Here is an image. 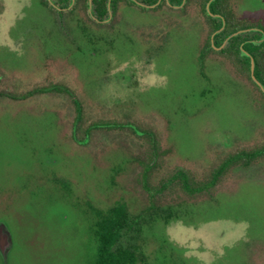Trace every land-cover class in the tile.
<instances>
[{"label": "rangeland", "instance_id": "rangeland-1", "mask_svg": "<svg viewBox=\"0 0 264 264\" xmlns=\"http://www.w3.org/2000/svg\"><path fill=\"white\" fill-rule=\"evenodd\" d=\"M232 2L239 18L264 23V0ZM4 3L0 220L13 238L8 264H90L95 245L76 203L86 196L97 206L118 198L141 214L152 264H264V157L232 165L210 190L189 193L173 177L184 170L199 183L226 156L264 145V94L206 47L200 7L127 5L88 30L92 53L84 32L64 34L73 37L71 60L41 45L39 29L52 23L35 2L21 10L27 16L18 15L11 40L22 1ZM52 84L70 93L37 91Z\"/></svg>", "mask_w": 264, "mask_h": 264}, {"label": "flooded vegetation", "instance_id": "flooded-vegetation-1", "mask_svg": "<svg viewBox=\"0 0 264 264\" xmlns=\"http://www.w3.org/2000/svg\"><path fill=\"white\" fill-rule=\"evenodd\" d=\"M20 1H22L21 8L14 19L13 25H9V28L7 30V34L10 36V39L12 40V30H14L13 27L15 24L17 25V21L19 20L18 15H21L22 17H24L25 15L23 16L21 12L25 11L29 4L31 3L33 4V2H35L37 5H40L46 8L47 16L50 17V22L52 23L51 29L47 28L44 30L42 27L41 29H39L40 31H43L44 33L43 34L44 37L40 41L41 45L43 43L44 48L46 50L61 47L62 52L67 53L68 58L69 59L71 58V60L73 59V56H74L73 46L71 42L73 37L72 39H70L69 37L70 35H68V37L66 38L64 34L66 33L70 34V32L72 34L73 32H75V29H78L84 32V35L87 37L86 39L87 45L90 46L89 52L92 53V47L90 45L92 44V33L88 32V30L92 29L91 20H94L97 25H102L107 21L106 19L108 15L116 16L119 13V11H122L124 7L127 5L133 6L135 7V9H139V10H142L145 8L154 9V8H158L162 6H166L168 8H172L175 6H182V5L188 6L184 4L185 0H183V3H181L180 5L171 4L169 0H160L159 3L155 5L156 7L155 6L151 7L150 6L151 4H146L145 2L141 0H136L139 3L133 0L131 1L130 0H118L114 5L115 8L113 9L110 3V0H107V3H106L107 13L102 17L101 20H98L94 16L91 15V12L89 11V6L87 10L85 11L84 4L80 0L79 1L77 0H44V1L43 0H20ZM157 1L158 0H156L155 3ZM5 6H6V3H4V0H0V13L3 12ZM91 11H92V7H91ZM26 21H28L27 18H25V23ZM27 25L24 26L23 30H27V31L29 30V27ZM30 26L32 27V25ZM108 41L111 42L112 41L111 38H109L107 42ZM8 47L5 51L13 56L11 47L9 48ZM14 47L15 49L17 48V46H14ZM206 47H208V44ZM22 51L23 49L21 48V52ZM200 54H203V52L201 51ZM13 58L15 57L13 56ZM136 59H137V56H136ZM56 62H59V60H57ZM148 62H149V57H148ZM129 75L131 74L129 73ZM47 90L56 91L58 93L59 92L70 93L69 88H61L55 84L50 85L49 88L41 87L37 89V91L41 92L42 94H44L45 92H48ZM32 92L27 91L26 93L32 94ZM72 100L75 102V105H76L77 100L74 97H72ZM53 187L56 189L59 188L57 180L56 182H53ZM149 195L153 197L152 193H150ZM86 197L87 198L78 197V200L76 201V203L78 204V206L82 208V210H84L87 213V217H88L87 219H89V234H90V238L92 239L95 245L94 258L93 260H91L90 264H94L95 262V259L97 257V247H98V244L100 243L101 244L109 243L110 251L118 252L117 253L118 255H119V251L121 250L125 251L126 258H125L124 264H152L153 261L156 259L155 256L152 257V254L149 252L145 253L143 250L144 241L142 243L140 242L139 233L141 231V225H140L141 220L139 219L141 217V214L139 212L132 213L130 210H127V205L124 203L123 200H119L118 198H115V201H113L112 204L110 205L101 204L97 206V203L95 200H93L91 197H88V196ZM152 206L153 205H151V208L153 209ZM151 212L152 211H150L149 213ZM153 213L155 214V212ZM167 214L169 213L167 212L166 215ZM167 260H169L172 264H185V262L182 259H180L178 263H177L178 259H175L173 257H169V258L167 257Z\"/></svg>", "mask_w": 264, "mask_h": 264}, {"label": "trees", "instance_id": "trees-1", "mask_svg": "<svg viewBox=\"0 0 264 264\" xmlns=\"http://www.w3.org/2000/svg\"><path fill=\"white\" fill-rule=\"evenodd\" d=\"M79 1V0H77ZM84 4L85 11L89 6V0H80ZM118 0H110L112 8ZM131 1V0H130ZM146 4H154L156 0H141ZM209 0H185L184 4H195L200 7L202 14L205 16V21L207 23V30L212 34L219 30L222 26L223 28L215 33L213 37V42L216 46L222 44L223 40L228 37L233 32L239 29H247L252 27H257L263 30L264 33V23L260 20L252 21L249 19L239 18L233 7L232 0H212L209 4V9L212 14H218L219 17H212L207 14L206 4ZM133 2V1H132ZM171 4L180 5L183 0H169ZM107 0H91L92 11L91 15L96 19L101 20L102 17L107 13L106 8ZM96 22L91 20V27H94ZM261 37V32H245L239 33L237 35L231 36L226 47L219 50V55L225 57L226 60L230 61L240 73V75L247 77V79L257 88V85L252 81L249 75L250 67V57L244 56L242 59L239 58L241 48L246 50L254 60V75L256 79L264 85V39L259 44H254L252 41L259 39ZM94 40L92 36V41ZM211 47L210 41L208 39L204 42ZM212 49V48H211ZM260 91V90H259ZM262 93V92H261ZM78 120H80L81 109L79 102L76 101ZM264 157V145L253 148L248 151H238L234 154L226 156L218 166L212 170L209 177L195 183L191 178L190 174L184 170H177L173 177L180 181L181 187L188 191L189 193L200 192L205 190H210L216 184H218L224 173L232 165H237L239 163H250L256 161L259 158ZM2 194H0V200L3 202ZM5 200V199H4ZM121 219V218H119ZM110 236V235H108ZM109 243L98 244L97 247V257L94 264H124L126 252L121 250L118 252H112L109 249Z\"/></svg>", "mask_w": 264, "mask_h": 264}, {"label": "water", "instance_id": "water-1", "mask_svg": "<svg viewBox=\"0 0 264 264\" xmlns=\"http://www.w3.org/2000/svg\"><path fill=\"white\" fill-rule=\"evenodd\" d=\"M133 1L137 2L136 0H133ZM159 1L160 0H158L155 4H151L150 6L154 7L155 5H157L159 3ZM211 1L212 0H209L207 2V4H206L207 14L212 16V17H219L218 14H212L210 12L209 4H210ZM137 3H139V2H137ZM91 7H92L91 6V0H89V11L90 12H91ZM223 24L224 23H223V20H222L221 28L219 30H217L216 32L211 34V46L216 48V49H218V50L226 47L227 43L229 42L230 37L234 36V35H237L239 33L253 32V31L261 32V37L259 39H256V40L252 41L254 44H259L264 39L263 30L259 29L257 27H252V28H247V29H239V30L233 32L232 34H230L228 37H226L223 40L221 45L216 46L214 44V42H213V37H214L215 33H217L218 31H220L223 28ZM240 56L241 57H244V56L250 57L249 72H250L251 79L260 88V90L264 94V85L256 79V77H255V75L253 73V71H254V60H253V58L251 57V55L246 50H244L242 48H241ZM12 248H13V238H12L11 231L8 228V226L4 223V221L0 220V264H8L9 253L12 250Z\"/></svg>", "mask_w": 264, "mask_h": 264}]
</instances>
